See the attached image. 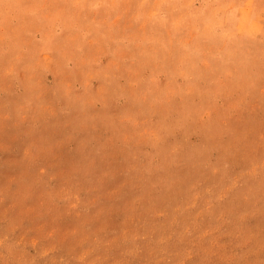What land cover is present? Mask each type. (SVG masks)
I'll list each match as a JSON object with an SVG mask.
<instances>
[{"label":"rangeland","instance_id":"374dc122","mask_svg":"<svg viewBox=\"0 0 264 264\" xmlns=\"http://www.w3.org/2000/svg\"><path fill=\"white\" fill-rule=\"evenodd\" d=\"M0 264H264V0H0Z\"/></svg>","mask_w":264,"mask_h":264}]
</instances>
